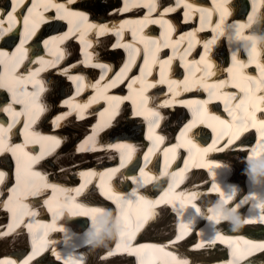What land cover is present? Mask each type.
<instances>
[{
  "label": "bare ground",
  "instance_id": "1",
  "mask_svg": "<svg viewBox=\"0 0 264 264\" xmlns=\"http://www.w3.org/2000/svg\"><path fill=\"white\" fill-rule=\"evenodd\" d=\"M78 1L63 0V6L56 2V6L59 5L58 15L68 24V28L66 24H63V33L61 32L62 28H53V30L49 28L41 35L38 32L29 42L35 33L31 29L33 32L30 31L28 34L20 36V41L13 50L10 48L17 43L20 32L18 27L12 30L16 22L13 17H19L22 10L16 13L11 11L5 17L0 15V74L4 71V74L9 75L10 79H16L15 83L9 77L0 79V87L3 86L5 90H9L19 82V85L23 87L24 103L22 107L26 113L25 117L28 116L26 123L28 130L21 118L18 119L17 127H14L11 123V113L18 109L10 108L7 102H4V97L0 96V142L6 143L4 150L0 153V160L6 154H20L14 159L16 166L13 173L16 182L14 187L11 186V177L9 182H6L8 173L4 170L6 167H3L0 162V190L4 189L5 191L1 199L5 208L8 209V213L5 214L0 211V224L3 222L4 216L14 217V224L10 228L6 229L5 226L0 228V237L9 236L7 238L4 236L1 239L3 242L0 244V258L3 256V259L7 260L10 254L16 252L21 255L24 252L22 248L26 245L25 234L29 227L31 228L30 237L37 239L40 236L44 237L43 234L45 232L47 234L48 230L58 231L54 227V224H57L56 228L62 231L65 242L63 243L64 264L65 262L75 264L79 257V260L82 258V263L85 262V264H89V260L93 264H97L99 261L108 264L116 260H120L119 264H135L133 257L129 259H123L121 256L113 257L115 252L112 250L107 253L106 251L111 249V243L108 247L105 246L104 250V247H101L104 242L108 241L106 239L103 243L100 242L106 235H109L111 239L108 233L109 228L104 220L109 219L114 208L123 216L122 229L127 230L123 231L128 235V239H134L135 236L136 238L143 237L140 241L144 242V245L140 247V250L134 249L138 240L129 247L134 254L135 252L141 253L140 255L147 253L154 258L159 256L162 251L172 254L173 252L160 244L168 241L170 239L168 236L173 237L175 217L165 215L162 221L157 223L163 222L159 231L156 227L152 231L148 230L145 235L147 228L157 220L159 212L166 213V211L153 205L157 201L155 198L134 202L135 198L141 197L139 192H136L135 197L130 196L129 205L124 210L119 204L120 195L129 190L127 186L129 184L135 185L137 188L153 181L152 191L155 194H150V197H154L159 192L156 190L157 185L161 189H167L163 195L159 196L160 205L170 204L176 211L177 208H180L181 216L177 215V218L183 220L188 216V212L193 213L189 220L192 219L195 222L198 216L195 209L200 200L207 199L203 195L206 193V189L212 192L221 188L222 193L231 195L230 188L233 183L227 180V176L217 167L219 166L220 169L232 167L230 169H233L234 165L231 166L233 160L229 159V154H240L242 157L246 155L247 162L242 161L240 167L243 169L248 164L250 172H253L254 175L253 180L248 181L251 188L249 191L253 192L250 196L252 199L248 197L247 199L254 202L253 206L257 215H261V210L264 208V0L246 2L248 5L246 12L244 2L247 0H212L217 15L210 9L212 4L209 0H178L176 4L171 3L170 0H121L122 7L114 6L117 2L114 0V4L111 6H107L109 3L106 4L109 8L94 7L95 9H91L90 4L100 0H88L86 3L88 8L85 7L87 9L85 12L78 10ZM182 2L185 5L179 8ZM137 6H141L143 10L141 12L135 10L137 13L122 14ZM180 9L186 12L184 16L187 17H190L194 12L204 17L210 14L211 17H207L201 22L198 30L203 28L211 30L212 20H214L217 26H221V36L227 40V52L235 55L237 60L227 64L224 42L220 38L221 40L218 39L213 43L215 49H211L209 56L206 59L202 58L199 63L196 59H192L190 60L191 65L189 63L186 66L188 63L186 57L192 52L191 48L180 53L182 63L186 62L183 72L176 71L170 65L171 58L155 59V61L150 59L148 65L144 66V76L135 74L137 66L134 71L131 67H122L120 72L109 71L113 66V60L120 52L115 49L116 47L118 49L124 47L130 53L134 50V54L144 49L145 55L149 52L153 54V49H157L158 52L164 46L171 47L173 43L178 44L176 45L177 49L183 50L184 40L189 37L186 31L191 25L181 22ZM49 18L54 19L51 16L47 17V19ZM47 19L43 17V20ZM92 19L93 21H91ZM177 19L178 23L175 25L176 30L173 34L174 26L172 24ZM152 24L161 26L162 36L161 33L153 34L147 31V28ZM198 30L191 31L192 39L199 38ZM112 34L115 37L111 40ZM46 36L48 37L46 38ZM202 37L206 38L207 36L203 34ZM188 39L190 41V38ZM42 49L45 55L41 54ZM241 53H244V57ZM215 55L218 60L215 59ZM176 56L179 55L176 54ZM34 57H36L35 63L32 64ZM223 58L225 60H221ZM60 61H63V64L58 66ZM132 61L131 59V65ZM12 62H18L19 69ZM153 62V67H150ZM4 63L2 68L1 65ZM158 65L164 68L160 77L161 83L157 82L155 76H150ZM51 66L52 70H56L55 73L49 69L41 74L42 69L46 70ZM250 66L255 69H250ZM202 68L205 70L203 69V71ZM90 70L95 71V73L92 72L94 76L91 78L88 73L91 72ZM223 72L227 74V77H224ZM106 75L115 77L109 80V78L105 79ZM64 80L74 87H72V91L67 89L68 92L59 89L60 96L64 97L58 100L51 93L54 90L57 92ZM156 83L158 86L163 84V87L157 89ZM116 85L127 86L130 92L125 93V96L117 94V89L112 90ZM194 89L198 90V93ZM202 91L206 96H201ZM157 92L158 96H153ZM132 95L137 97L132 117H137L139 121L131 118L125 111ZM115 96H118L121 101L117 99L113 104L122 106L116 118H114L116 111L111 112L107 108L112 103L110 97ZM216 99H220L223 104L222 109L226 108V111H220L218 107L209 104ZM62 105L63 112L60 113L58 107ZM171 108L173 113L185 112L184 116L188 118L185 121L184 116L181 120L175 118V122H172L171 126L167 125V114ZM118 110L117 108V112ZM98 113L100 115L94 122ZM2 114L7 116L6 120L3 119L4 115ZM121 117L124 118V123L134 124L137 127L136 132L130 133L123 130L111 133L110 131L115 129L116 123ZM142 120L147 122L145 125L147 139L143 136L140 124L138 128V123H142ZM74 122L85 124L88 127L78 144L70 147L75 153L79 152L78 156L81 157H73L74 152L68 153V155L64 153L72 143V140L68 139L70 136L68 130L77 125ZM20 129L26 132H24V137L28 139L15 142V139L20 136L15 132ZM167 129H170V138L166 134ZM210 131L213 132L211 136ZM198 132H201V135ZM255 135L258 139H251ZM224 136H226L225 139ZM206 139H212L207 146H205ZM34 144L36 146L32 147ZM227 146L236 151L218 153ZM123 147H126V155L121 153ZM87 148H92L89 156L84 155ZM144 148L147 150L142 154ZM182 149H185L187 154L183 166L176 169L178 164L181 166ZM115 151L119 152L122 160L119 163H116ZM140 156L142 163H137ZM64 157L71 159L64 163ZM221 158H226L228 161L225 159L223 162ZM158 166H160V170H158ZM197 167L207 169L212 177L215 176L216 182L211 183L207 176L196 170ZM163 175L169 179L167 185L161 181ZM110 179H112L111 182ZM95 182L98 186V197L100 199L101 196L106 197L113 203V207L110 208L106 203L98 201L99 198L96 199L91 194H86L85 191H88L87 189L92 187ZM102 182L106 183L105 186H102ZM109 183L111 186L117 183L121 186L114 187L115 190H112L108 189ZM22 190L26 196L23 201L19 200L21 198L9 201L15 195H19ZM146 191L148 190L146 189ZM224 202H226L225 199L221 200L219 209H213L209 215L210 220H214H208L209 234L205 229H199L200 233H206L207 236V238L200 237V241L209 238L213 241H220L223 246L227 245L228 249H225L230 254L226 258L229 259V262L223 261L222 264H234L235 260L245 255L246 251L249 254L252 245L245 243V240L249 242L252 237L250 235H259L260 233V240L264 236L260 228H258L259 230L254 229L257 227H247L246 229L250 230L245 236L237 235L233 229L229 232L216 230L217 226L221 225L220 206ZM86 203H88L87 206ZM52 206H55L54 209L58 211H55L56 214L52 219H47L45 210H50ZM139 212H142L147 220H152L151 223L145 225L146 228L141 235H137V230L142 228L141 223H135ZM63 217L68 219L72 217L73 220H63ZM97 217H100V223L97 226H102L99 235L97 237L93 234L92 237L89 236L90 243L82 253L72 251L73 245L78 244L75 238L81 239L85 236H80V233L71 230L70 223L78 222L77 225L85 231L86 220L96 225V222L99 221ZM22 218L24 223L21 224ZM48 224L51 229H48ZM41 226L43 227L41 228ZM12 227H15L16 231L11 230ZM180 228L184 229L183 226ZM69 231L74 236L68 238ZM116 231H120L119 225H116ZM219 233H229L234 236L228 237V240L219 239ZM86 234H89V231ZM54 236L58 237L59 234L50 233L45 236L48 239L53 237V242L48 243L49 246L57 242L54 241ZM60 237L62 238V235ZM150 238L156 240L150 241ZM159 239L164 240L160 242ZM252 240H256V237L254 236ZM5 241L10 248H4ZM120 245L124 248L125 244L121 243ZM152 246L157 248L152 251ZM92 247L95 249L99 247L98 252H94ZM144 248L145 252H143ZM182 249L187 251L185 248ZM55 250H59L57 245ZM194 253L198 254L195 258L205 263L219 255L217 251L210 252L212 255L209 253L202 255L199 251ZM164 259L170 262L166 257ZM184 260L186 261V258ZM261 260L263 262H259V264H264V259ZM180 261L176 258L172 260L177 263ZM53 264L59 263L53 261ZM76 264H81V261ZM144 264H148L146 260H144Z\"/></svg>",
  "mask_w": 264,
  "mask_h": 264
},
{
  "label": "rangeland",
  "instance_id": "2",
  "mask_svg": "<svg viewBox=\"0 0 264 264\" xmlns=\"http://www.w3.org/2000/svg\"><path fill=\"white\" fill-rule=\"evenodd\" d=\"M111 1V2H110ZM113 2V3H112ZM82 3H84L83 4V7H87L88 8V6H87V4L86 3H88V2H81V4ZM107 3H109L107 6H111V4H114V0H100V1H95V2H92L91 4H90V7H91V9H95L94 7H106V8H108L107 6H106V4ZM86 4V5H85ZM97 5V6H96ZM107 11V10H106ZM101 51H102V49H101ZM117 57H116V59L118 58V55H116ZM116 59L115 60H113V61H116ZM70 85V86H69ZM68 87H70V88H68ZM72 87H74V86H72V84H69L68 82H66L65 80H64V82L60 85V87H58V89H57V92H55V90L51 93V95L53 94V96H54V98H56V99H58V100H60L61 98H63L64 96H60V92H58L59 91V89H64V90H66L67 91V89H68V91L70 90V91H72L73 90V88ZM67 91V92H68ZM59 110V109H58ZM184 114H185V112H184ZM169 115V116H168ZM174 116V117H173ZM179 116V117H178ZM182 117H183V114L181 113V112H174V113H169V114H167V118H168V120H167V125H170L171 126V124H172V122H175V118L176 119H178L179 118V120H181L182 119ZM188 118V117H187ZM187 118H185V116H184V121L187 119ZM174 119V120H173ZM183 121V122H184ZM125 122V120H124V118H120L119 120H118V122L116 123V126H115V129L112 131H110L111 133L112 132H121V131H125V132H130V133H134V132H136V130H137V127L134 125V124H126V123H124ZM177 122V121H176ZM74 123H76L77 124V122H74ZM75 125V124H74ZM185 126V125H184ZM187 126V125H186ZM214 128V127H213ZM88 129V127H86L85 126V124H77V125H75L73 128H71L70 130H68L69 131V134L68 135H70L69 137H68V139L69 140H72V143H71V145H69L68 146V149L64 152L65 153V155L67 154L68 155V153H73L74 151L73 150H71L70 149V147H72L73 145H77L78 144V142H79V139L81 138V136L83 135V133H85V131ZM169 130L170 129H167V133L169 132ZM65 131V130H64ZM109 132V133H110ZM108 133V134H109ZM106 137V136H105ZM108 137V136H107ZM79 148H80V146H79ZM70 150V151H69ZM72 151V152H71ZM78 154H79V152H74V154H73V157H75V156H78ZM71 157V156H70ZM78 157H81V156H78ZM83 157H84V155H83ZM228 157H229V159L231 158L233 161H231L233 164L232 165H234V167H235V169H238L237 171H241V170H243V169H241V164H242V162H241V160H240V158H243L240 154H229L228 155ZM71 158H69V157H64L63 158V161H64V163H67L69 160H70ZM74 160H75V158H74ZM228 160V159H227ZM237 160H239V161H237ZM235 163V164H234ZM209 170V169H208ZM210 171H211V169H210ZM66 176V175H65ZM196 176V175H195ZM179 210H180V208H177V211H178V215H180L181 216V210H180V212H179ZM165 215H166V213L165 212H163V211H161V212H159V216H158V218H157V220L153 223V224H151L150 225V227L149 228H147V230H146V232H145V235H146V233L148 232V230L149 231H152L153 229H155L156 227H157V231H159V228L160 227H162L163 225H162V223L163 222H161V223H159V224H157L158 222H160V221H162V219L165 217ZM169 217H171L170 215H169ZM173 217H175V216H173ZM162 225V226H161ZM225 227H227V228H229V229H234V227H235V224L234 223H229L228 225H225ZM108 240V241H106V242H104V243H106V244H104L103 243V241L104 240ZM13 240H15V239H13ZM6 241H9V240H6ZM6 241H5V244L3 245L4 246V248H10L9 246H8V244H6ZM11 241V240H10ZM111 241V239H110V237H109V235H106L100 242H102L103 244H102V246L101 247H104L103 248V250L106 248V247H108L109 245H110V242ZM3 241H1L0 242V244L2 243ZM11 243H13V242H11ZM109 243V244H108ZM108 244V245H107ZM106 246V247H105ZM2 247V246H1ZM92 249H94V252H98V250L97 249H99V247L98 248H96L95 249V247H92ZM102 250V249H101ZM0 251H1V248H0ZM206 253H209V252H205V253H201L202 255L203 254H206ZM209 254H211L212 255V253H209ZM198 254L197 253H195V254H193V258L195 259V260H197V258H195L196 256H197ZM261 259H264V257L262 258L261 257ZM257 261H259V259H257ZM116 262H118V263H116ZM89 264H93V263H91V261L89 260V262H88ZM99 264H107V263H104V262H101L100 263V261L98 262ZM97 263V264H98ZM120 263V260H116V261H112V262H110V263H108V264H119ZM256 263V262H255ZM255 263H249V264H255Z\"/></svg>",
  "mask_w": 264,
  "mask_h": 264
},
{
  "label": "trees",
  "instance_id": "3",
  "mask_svg": "<svg viewBox=\"0 0 264 264\" xmlns=\"http://www.w3.org/2000/svg\"><path fill=\"white\" fill-rule=\"evenodd\" d=\"M109 8V7H108Z\"/></svg>",
  "mask_w": 264,
  "mask_h": 264
}]
</instances>
